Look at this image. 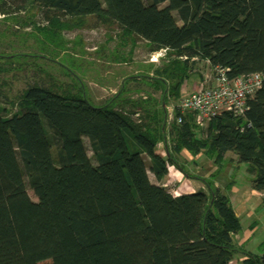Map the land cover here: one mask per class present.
Wrapping results in <instances>:
<instances>
[{"label":"trees","instance_id":"1","mask_svg":"<svg viewBox=\"0 0 264 264\" xmlns=\"http://www.w3.org/2000/svg\"><path fill=\"white\" fill-rule=\"evenodd\" d=\"M19 1L52 14L51 25L95 16L150 52L166 49L169 62L148 74L143 101L120 93L93 106L34 84L16 111L0 103V264H231L242 223L230 197L213 179L179 195L163 179L170 166L192 178L185 150L216 165L233 152L264 195V82L243 115L222 113L204 129L178 104L170 118L167 105L199 60L231 78L264 74V0ZM243 264H264V243Z\"/></svg>","mask_w":264,"mask_h":264},{"label":"rangeland","instance_id":"2","mask_svg":"<svg viewBox=\"0 0 264 264\" xmlns=\"http://www.w3.org/2000/svg\"><path fill=\"white\" fill-rule=\"evenodd\" d=\"M9 1L10 5L0 1L3 9L0 11V55L3 56L0 57V103L8 112L19 108L20 95L34 84L63 95L86 98L93 106H102L111 100L121 102L119 97L114 99L120 93L121 97L131 101H143L152 91L147 86L148 74L153 75L155 67L169 62L166 56L151 60L157 51L150 52L146 42L140 38L133 41L115 25L101 23L95 16L73 19L60 16L65 25H51L52 14L47 16L31 3ZM193 69L196 74L192 80L198 82L207 74L215 76L206 62H197ZM159 97L155 96L156 99ZM179 101L171 98L170 103L175 106ZM172 115L173 111H170V118ZM205 127L199 126V129ZM168 136L172 142L170 133ZM84 141L89 156L93 157L89 139L84 138ZM158 151L165 155L162 143L158 145ZM184 153L188 156V159L185 157V168L192 178L172 167L163 179L174 195L206 189L203 179H221L222 183L218 181L221 186L234 179L236 187L241 189L238 193H242L253 178L247 163H235L231 153L221 165H216L205 155L195 160L192 156L190 160V154ZM149 176L152 181L156 180L152 172ZM228 188L223 190L229 192ZM28 192L33 200H37L32 190L28 189ZM249 210L254 211V215L250 216L248 210L242 215V233L256 223L258 230L245 243L246 248L256 254L264 243V201L251 200Z\"/></svg>","mask_w":264,"mask_h":264},{"label":"built area","instance_id":"3","mask_svg":"<svg viewBox=\"0 0 264 264\" xmlns=\"http://www.w3.org/2000/svg\"><path fill=\"white\" fill-rule=\"evenodd\" d=\"M155 54L151 56V60L166 56L167 50L161 49ZM214 72L215 76L207 74L199 87L182 97L178 103L181 113H194L196 124L202 127L212 118L225 112L243 115L248 99L262 87L264 82V74L260 72L233 78L229 76L228 69L220 66L215 67ZM172 167L174 166L169 168Z\"/></svg>","mask_w":264,"mask_h":264},{"label":"crops","instance_id":"4","mask_svg":"<svg viewBox=\"0 0 264 264\" xmlns=\"http://www.w3.org/2000/svg\"><path fill=\"white\" fill-rule=\"evenodd\" d=\"M194 60H197V59L194 58ZM200 61L203 62V63L204 62L207 63V61H205V60H199V62ZM195 74H191V76H190L191 78H188V80H186L185 83L182 85L181 96L180 97H184L185 95H188V94L192 93L201 84L203 79L200 82H198L196 80H192V78H193V76ZM156 95H159V93H157ZM167 110L169 112L173 111V105L170 102L167 105ZM184 152H188V151L185 150V151L182 152L183 156L188 159V156ZM230 153L232 154V158H234L235 163H237L238 162L237 155L235 153H233V152H227L225 154V156H224V159L227 158V154H230ZM201 155H203V154H199V155L195 156L194 160H195V158H198ZM191 158H193V157L190 154V158L189 159L191 160ZM252 179L253 178L250 179L249 186L242 193H238L241 189L236 187V184H234L236 181L234 179L231 180L229 183L225 184L224 186H221L219 184V182L222 183L223 180L215 179V185L217 187H219L222 190V192L226 193L230 197L232 205H233L237 215L240 217V220H241L242 215L247 210H248V213H249L250 216L254 215V211L249 210V203L251 202V200L257 199V200L264 201L263 200L264 199L263 193L253 189L252 184H251L252 183ZM229 186H232V187L228 188ZM227 188L229 189V192L223 190V189H227ZM236 195H238L239 198H236ZM248 227L249 228L245 232L242 233L243 228H244V226L242 224L241 231L234 235V241H235V243H236V245L238 247L242 248V251L237 253L235 258L231 261V264H243V261L247 258V253L251 252L248 248H246L245 243L248 240V238L250 239L251 236L253 237L255 232L258 230V227H256V223H253V224L249 225Z\"/></svg>","mask_w":264,"mask_h":264}]
</instances>
